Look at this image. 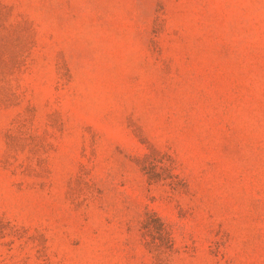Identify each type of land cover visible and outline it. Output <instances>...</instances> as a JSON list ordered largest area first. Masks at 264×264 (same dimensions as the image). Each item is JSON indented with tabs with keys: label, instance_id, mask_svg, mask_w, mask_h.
<instances>
[{
	"label": "rangeland",
	"instance_id": "rangeland-1",
	"mask_svg": "<svg viewBox=\"0 0 264 264\" xmlns=\"http://www.w3.org/2000/svg\"><path fill=\"white\" fill-rule=\"evenodd\" d=\"M0 264H264V0H0Z\"/></svg>",
	"mask_w": 264,
	"mask_h": 264
}]
</instances>
